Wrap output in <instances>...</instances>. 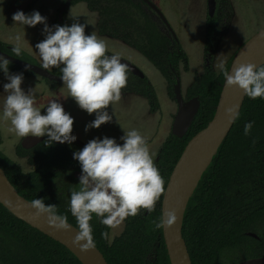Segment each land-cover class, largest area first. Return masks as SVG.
Returning <instances> with one entry per match:
<instances>
[{
    "label": "trees",
    "instance_id": "1",
    "mask_svg": "<svg viewBox=\"0 0 264 264\" xmlns=\"http://www.w3.org/2000/svg\"><path fill=\"white\" fill-rule=\"evenodd\" d=\"M213 17L206 16L203 52L208 60L215 49L224 17L227 0H215ZM85 3L97 12L98 35L111 37L133 48L164 78L168 94L173 98L175 71L187 56L180 43L164 35L157 24L141 9L142 2L133 0H72L70 5ZM54 25H66L55 19ZM0 51L12 57L35 64L24 52L16 56L11 48L0 42ZM234 56V55H233ZM233 56L223 65L228 71ZM31 72L9 64V73ZM50 72L60 76L58 67ZM3 74V72H0ZM224 75L207 66L194 77L186 89L184 99L197 98L199 110L182 138L170 134L161 144L154 163L164 179V187L188 141L204 129L212 119ZM45 80V79H44ZM48 82L55 87L56 82ZM121 91L143 97L152 111L158 109L153 88L144 77L128 74L127 85ZM253 121L248 136L243 134L246 122ZM47 137L31 149L16 146L15 156L26 160L31 168L22 169L0 152V168L8 181L28 201L43 198L45 204H55L58 213L67 217V223L77 229L69 211L70 189L79 188L73 173L80 170L72 158L77 145L48 146ZM67 186V187H66ZM163 195V194H162ZM155 210L141 209L124 221L122 232L112 240L101 233L110 229L100 224L93 215L90 224L96 248L108 264H170L162 237V227L154 229L153 221L161 216V200ZM254 234L256 238L248 236ZM184 239L191 264H237L244 260L264 257V99L245 97L239 118L218 146L210 163L201 174L189 197L182 222ZM0 264H81L66 248L18 220L0 203Z\"/></svg>",
    "mask_w": 264,
    "mask_h": 264
},
{
    "label": "clouds",
    "instance_id": "2",
    "mask_svg": "<svg viewBox=\"0 0 264 264\" xmlns=\"http://www.w3.org/2000/svg\"><path fill=\"white\" fill-rule=\"evenodd\" d=\"M2 3V0H0ZM13 22L28 27L42 24L44 39L35 44L41 59V68L49 70L58 67L60 79L67 88L78 108L95 118L85 125L98 128L111 122L113 116L108 108L121 98V90L126 87L129 65L121 62L119 53L108 54L104 38L95 31L85 34V25H52L38 11L30 14L17 10L12 15ZM19 44L11 51L18 57ZM10 61L0 56V72L7 83L3 85L6 96L0 108V121H9V132L17 137L46 136L48 143L71 144L76 140L72 133L73 117L64 111L57 100H50L43 108L36 106L31 89L21 88L23 73L9 74ZM225 77V86H236L250 99H264V64L237 62L231 70H224L223 62L216 65ZM28 70V65H25ZM226 118L231 122L239 118L236 105L224 109ZM253 121L243 126V134L248 136ZM123 130V129H122ZM90 139L82 149L74 151L72 158L80 165L79 188L70 189L69 211L75 218L77 229L73 236V246L81 253L96 247L90 221L93 215L108 229H122L128 217H134L140 210L151 213L157 201L165 192L164 179L154 163L156 152L150 150L148 138L137 129L123 130L119 137ZM29 207L33 215L41 218L56 231H68L67 217L58 213L55 204H45L43 198H35ZM176 220L174 210H164L153 221L154 229L172 225ZM102 232L101 237L107 238Z\"/></svg>",
    "mask_w": 264,
    "mask_h": 264
},
{
    "label": "rangeland",
    "instance_id": "3",
    "mask_svg": "<svg viewBox=\"0 0 264 264\" xmlns=\"http://www.w3.org/2000/svg\"><path fill=\"white\" fill-rule=\"evenodd\" d=\"M64 1L2 0V3H0V42L6 44L8 48L19 44L21 51L29 56L28 59L33 60L35 65L41 67V59L35 49V44L44 39L42 34L43 25L39 23L32 27L25 25L23 29V26L13 22L12 15L17 10L25 14H30L35 10L46 17V23L51 27L54 25L58 11ZM133 1L141 2L140 0ZM150 1L161 11L174 35L170 34L157 15L144 3L140 5L141 9L157 24L164 35L170 39L176 38L187 56V69H183V65H180L178 70L175 71L183 98L194 77L202 74L207 66L218 72L219 69L216 65L221 62L224 65L252 34L264 26V0H227L228 7L224 6L225 12L220 34L215 43L211 59L208 60L203 52L207 0ZM62 19V22L66 25H71L72 23L84 24L86 35L95 31L98 37L104 38L108 54L119 53L121 59L137 67L153 88L158 102V109L152 111L151 106L143 97L121 91L120 100L108 108L109 113L113 116L111 122L85 131V125L95 118V114H88L78 108L74 100L71 97H67V88L63 83H57L52 88L44 79L31 73V77L23 78L21 88L25 92L31 89L35 97L36 106L41 108V114H43V108L50 100L60 102L64 111L73 117L71 134L75 135L76 140L83 146L94 137L115 138L118 144H122L123 142L119 140V137L123 135V130L127 131L135 128L148 138L150 150L155 151L157 155L161 144L171 132L173 118L177 111L174 95L173 98L169 96L167 83L162 75L133 48L114 38L98 35V14L90 11L85 3L68 6L63 12ZM33 58H37L38 62ZM7 82L5 75L0 74V108H2L6 96L3 85ZM171 92H173L172 89ZM9 127V121H0V152L14 161L23 172H29L31 168L26 164V160L15 156L16 146L20 144L24 137L19 138L14 133L9 132ZM123 227L124 223L122 229H110L108 239L112 240L118 236L122 232ZM227 260L228 258H225L222 263L226 264Z\"/></svg>",
    "mask_w": 264,
    "mask_h": 264
},
{
    "label": "water",
    "instance_id": "4",
    "mask_svg": "<svg viewBox=\"0 0 264 264\" xmlns=\"http://www.w3.org/2000/svg\"><path fill=\"white\" fill-rule=\"evenodd\" d=\"M71 1L72 0H65L60 7L57 14V21L59 23L62 22L63 12L66 10V8H68V6H70ZM140 1L144 3L152 12H154L162 24L170 32V34H173L161 11L150 0ZM215 8V0H207V16L209 18L213 17ZM173 39L176 40L175 37H173ZM0 56H4L10 61L11 64H14L22 70H25V65L27 64L28 70L25 71L31 72L42 79L56 83H63L60 79V76H56L50 71L41 68L40 66L17 59L1 51ZM121 60V62L129 65L131 69L130 73L133 76L138 77L139 79L144 78V74L137 67L124 59ZM237 62L254 63L257 66L264 64V26L252 34L235 52L228 69L229 74H231V70ZM173 95L176 102L177 111L173 118L171 134L177 138H182L191 126L199 110L200 103L197 98H192L188 101L184 100L178 78L176 79V82L173 86ZM245 97L246 95H244L242 90H240L238 87L225 86L224 78L212 119L208 122L204 129L196 133L188 141L170 173L165 186V192L162 195L160 207L161 214L164 210L168 209L174 210L176 214V220L172 225L162 227V237L170 264H191L189 254L182 237L183 214L187 201L192 194L191 193L189 195L182 208V187L185 178L193 167L196 158L203 152V150L211 142L218 138L220 139L221 144L222 140L232 128L236 119L230 122L224 114V109L232 105H236L238 112H240ZM43 139L44 137H24L20 142V146L23 149L28 150L42 142ZM54 144L64 145L68 143L61 144L59 142H54ZM70 145H77L79 148H83V145L77 140L73 141ZM80 174L81 172L75 171L73 173V178L78 180ZM0 197L3 199V201L0 200V203L18 220L62 245L81 264H108L96 247L92 250L81 253L78 247L73 246V236L75 235V230L78 229L69 223L70 229L68 231H56L41 218L35 217L33 215L32 209L29 207L31 202L18 194L17 190L8 181L4 171L1 168ZM247 235L256 238L254 234L247 233ZM237 264H264V257L244 260Z\"/></svg>",
    "mask_w": 264,
    "mask_h": 264
},
{
    "label": "bare ground",
    "instance_id": "5",
    "mask_svg": "<svg viewBox=\"0 0 264 264\" xmlns=\"http://www.w3.org/2000/svg\"><path fill=\"white\" fill-rule=\"evenodd\" d=\"M219 144H220V139L218 138L213 142H211L203 150V152L196 158L193 167L188 172L182 187V208L186 200L188 199L189 195L194 190L202 172L206 169V167L210 163V160L212 156L215 154ZM0 200L3 201L1 197Z\"/></svg>",
    "mask_w": 264,
    "mask_h": 264
},
{
    "label": "crops",
    "instance_id": "6",
    "mask_svg": "<svg viewBox=\"0 0 264 264\" xmlns=\"http://www.w3.org/2000/svg\"><path fill=\"white\" fill-rule=\"evenodd\" d=\"M34 60H36L37 61V58H33ZM38 62V61H37ZM39 65V64H38ZM52 69V68H51ZM50 70V69H49ZM16 73H22V72H20V71H15V72H12V73H9V74H16ZM25 77H31L30 76V74H24L23 73V78H25Z\"/></svg>",
    "mask_w": 264,
    "mask_h": 264
},
{
    "label": "flooded vegetation",
    "instance_id": "7",
    "mask_svg": "<svg viewBox=\"0 0 264 264\" xmlns=\"http://www.w3.org/2000/svg\"><path fill=\"white\" fill-rule=\"evenodd\" d=\"M138 78V77H137Z\"/></svg>",
    "mask_w": 264,
    "mask_h": 264
}]
</instances>
